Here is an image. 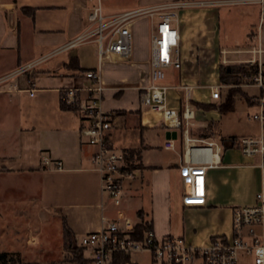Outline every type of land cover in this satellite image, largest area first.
<instances>
[{
  "label": "crops",
  "instance_id": "1",
  "mask_svg": "<svg viewBox=\"0 0 264 264\" xmlns=\"http://www.w3.org/2000/svg\"><path fill=\"white\" fill-rule=\"evenodd\" d=\"M169 1L190 0H134L129 7L124 9L107 8L105 10L102 6L101 8L104 14L111 15ZM93 4L94 0H0V76L36 61L35 65L0 83V98L7 97L10 111L11 109L13 111L11 113L15 115L20 111L21 119L20 124L13 128L17 131L18 137L12 155L0 156V173L38 174L40 180L39 201L44 206L59 211L74 235L81 236L87 231L99 227L101 205L107 202V198L106 193L101 190L99 174L93 169L91 157L96 147L90 145L86 136L81 133V130L88 124V119L79 111L60 106L62 89L71 84L81 87L90 85L91 81L84 76L83 71L97 69L106 84L104 94L107 92L109 96L108 100L104 102L105 108L121 105H128V109L141 108L137 124L142 126V132L128 136L126 129L119 131L116 128L117 125L111 126L107 131V137H111L115 144L125 146L124 144L130 142L134 147L138 145L139 147L135 151L133 150V154L139 159L141 158L143 165L147 167L143 170V179L138 182L137 186L126 188L125 192L136 194L135 201H137L141 196L140 187L144 184L149 185V174H151L155 203L152 200L149 208L144 207L140 202L137 205L143 209L144 217L153 220L158 234L172 233L170 223L161 216L159 204L156 203L163 198L164 189L165 195H169L170 189L165 187L162 189L158 182L159 175L167 165L161 162V153L153 151L154 144L159 142L158 146L163 150L174 154L176 152L163 147L165 131L161 137L160 132L155 131L152 134L149 131L150 127L153 128L156 125H151L142 117V109L145 107L138 102L136 87H125L119 96L114 95L118 85L129 82L134 84L139 82L144 85L148 83L150 62L148 65L147 58L142 56V50L145 41L152 42L154 21L147 15L135 17L131 21L133 40L131 51L138 55L136 60L131 61L134 64L132 68L134 71L131 72L134 73L126 71L121 73L117 70L114 74L108 66H104L103 62L99 60L97 46L90 45L94 41L77 42L72 46L64 47L65 44L85 31L89 24L88 14ZM249 5L260 6L259 22H261V27L257 26L256 30L248 28L244 24L246 21L243 22L239 30L234 27V24L221 26V12L229 16L230 23L237 22L240 19H246L253 13V9H247ZM236 8V12L232 13ZM177 13L176 24L180 33V55L183 52L185 61L189 63H192V58L196 56V70L194 74L188 70L181 71L182 66L180 68L169 67L165 70L162 82L169 87H179L178 100L176 102L167 100L169 106L178 107L181 105L184 96L181 84L192 86L191 95L195 89L207 87L209 84H220L218 68L221 63H239L248 61L252 57L258 59L257 53L252 50L258 47L264 49V4L188 5L177 8ZM143 22L149 25V33L148 29L145 28V32L142 29ZM238 34L242 38H237ZM82 46L93 47L94 65L85 66L83 61L87 58L83 54L80 55ZM149 52L152 53V44L147 53ZM259 56L263 58L264 52ZM109 57L111 60L118 59L115 56ZM211 70L214 72V76H212V72L208 74ZM169 76L171 77L168 80ZM199 85L204 87H198ZM28 88H34L32 95ZM133 92H135V100L130 95ZM208 92L210 95V90ZM80 94L86 96L89 92L83 90ZM104 98L105 96H103V100ZM216 101L211 99V102ZM2 104L6 106L4 103ZM198 109L200 110V108ZM225 113H220L215 108L208 111L210 119L213 121L211 127L214 130L220 129V125L214 124L216 123L214 120ZM7 121L8 119L4 123ZM196 122L199 126L194 127L193 130L206 126L209 120L204 119ZM135 124L131 125L130 130H133ZM154 138L159 139L155 142ZM232 147L234 146L225 147L223 145L220 165L206 170L205 203L197 206H185L182 203L181 195L179 205L182 208H194L210 213L227 212L232 224L234 203L254 201L255 193L260 188L259 176L253 177L248 196L245 197L240 189L244 183L251 180L253 172L257 174V164L255 166L247 162ZM152 152L157 155L156 159L150 158ZM43 155L49 158L47 164L41 158ZM258 159L260 158L258 157ZM57 160L61 161L60 168L55 164ZM174 165H178L177 162ZM179 188L183 190V181H180ZM136 215L139 216L138 214L132 216L136 217ZM231 224L229 232H231ZM218 233L227 234L225 232Z\"/></svg>",
  "mask_w": 264,
  "mask_h": 264
},
{
  "label": "built area",
  "instance_id": "2",
  "mask_svg": "<svg viewBox=\"0 0 264 264\" xmlns=\"http://www.w3.org/2000/svg\"><path fill=\"white\" fill-rule=\"evenodd\" d=\"M237 3L264 4V0L169 1L111 15L103 13L100 0H94L88 14L87 28L64 46L94 40L97 42L100 61L105 54L125 59L132 50L131 21L141 15H147L154 21L149 81L139 86L143 89L140 104L161 113L160 126L164 131H176L175 137H165L163 147L175 151L179 156L177 164L182 170V203L185 206L205 203L206 170L220 165L223 143L217 136H202L192 132L199 125L195 118L197 107L192 100L191 85H180L184 89L180 106L167 105L169 85L162 82L165 70L169 67H181L177 8ZM252 52L257 53L258 59L252 57L248 62L258 65V73L253 79L262 95L259 108L251 117L260 123L261 132L257 136H240L233 146L243 154L259 156L260 188L256 191L253 202L232 207L229 234L211 236L200 245L187 242L183 235L158 234L152 219L137 215L133 217L122 208L121 178L125 174L121 167L127 158V152L107 143L106 135L111 127V120L109 110L103 106L106 84L100 71H83L84 76L91 81L86 87L71 84L62 89L64 103L88 119V124L81 133L86 136L90 145L96 147L91 157L93 169L99 174L101 190L106 193L107 198V202L101 205L99 227L87 231L80 238V245L84 247V251L89 252L86 255L89 264H137L131 260L132 253L143 251L150 253L154 264H245L246 256H250L249 264H264V57L259 56L264 49L258 47ZM35 64L36 61L27 63L16 71L0 76V83ZM220 87V84L208 85L212 100L220 98ZM83 90L89 94L82 96L80 92ZM28 91L32 95L34 88H28ZM41 158L45 164L49 162L47 156L43 155ZM55 164L58 168L61 167L60 160ZM125 256L128 257L126 260L123 259Z\"/></svg>",
  "mask_w": 264,
  "mask_h": 264
},
{
  "label": "rangeland",
  "instance_id": "3",
  "mask_svg": "<svg viewBox=\"0 0 264 264\" xmlns=\"http://www.w3.org/2000/svg\"><path fill=\"white\" fill-rule=\"evenodd\" d=\"M134 0H100V4L103 9L114 8V9H124L129 7ZM248 7V8H247ZM246 8L253 9L246 19H240L239 21L229 22V16H226L225 13L221 12V26H227L234 24L238 30L241 28V25L246 24L248 28L257 29V26L261 27V22L259 18L261 16V10L259 5H249ZM239 8V7H237ZM236 9L232 13L236 12ZM145 28L148 29L149 25L143 22L142 29L145 32ZM146 31V32H147ZM145 35V34H144ZM237 38H242L238 34ZM94 41V40H87ZM143 48L142 56L147 58L146 62L149 65L152 53H147L148 49H151V41H145ZM143 43V44H144ZM90 45H96L97 42H92ZM133 46V40H132ZM85 55L87 58L84 62L85 66L94 65L93 57V47L82 46L80 48V55ZM183 52H181V71H189L191 74L195 73L196 70V56L192 58V63L186 62L185 57H183ZM94 58V59H93ZM138 58L136 53H132L128 58L125 59H116L111 60L108 55L102 57L103 65L108 66L112 72H129L133 74L134 67L133 62ZM145 60V59H143ZM249 63L248 61L239 62V63ZM145 68V67H144ZM213 70V69H212ZM212 76H214V72ZM171 76L168 77V80ZM219 81V78H218ZM237 83L234 84H221V96L216 101L217 103L222 101L226 95L230 92L236 94L234 101V107L232 110L227 111L225 114H222L221 117L214 120V124H219L220 129H210L208 136H217L221 138L228 136L226 134L235 135L238 139L240 136L245 135H254L257 136L260 134V123L257 120H254L251 115L258 110L262 91L255 84L253 77L246 79L243 76L237 78ZM220 83V81H219ZM7 84V83H6ZM141 83H126L124 85H118L115 88L116 96L124 90L125 87H136L138 91V102L140 103L141 95L143 89L140 88ZM198 84V83H196ZM198 87H204L199 85ZM208 87V86H207ZM195 89L192 93V100L200 103H209L211 102L208 88ZM179 87H168L166 93V99L168 101L176 102L178 100ZM131 97L135 100V92L131 93ZM105 98L103 100V106L105 100H108V93L104 94ZM7 97L0 98V156L12 155L14 150V145L18 137L17 131L13 128L18 126L21 122L20 111L17 114H13L10 111L9 102L6 99ZM12 100V99H11ZM13 101V100H12ZM4 103L6 106H4ZM141 105V104H140ZM128 105H121L118 107L109 108L111 126L118 128L119 131L126 129V132L131 135H137L139 132H142V126L137 124L139 115L141 113V108H127ZM264 106V105H263ZM5 109V111H3ZM210 109L200 110L197 108L195 112V118L197 121L208 119L210 116L208 111ZM79 115V113H77ZM142 117L146 119L151 125H156V127L149 128V131L152 134L155 131L160 132V137L164 134V128L160 126L161 113L156 111H151L147 107L142 109ZM7 122L4 123V121ZM133 123H136L133 126V130H130V127ZM129 129V130H128ZM194 132V131H193ZM223 134H222V133ZM225 134V135H224ZM159 138H154L155 142ZM236 139V140H237ZM130 141V140H129ZM107 143L111 147H116V149H122L127 152V158L124 161V164L121 167V170L124 171V176L121 178L122 188H123V197H122V208L133 215L140 212L143 213V209L139 208L137 203L140 202L144 207L149 208L151 206L152 200L155 203L154 198V187L151 186L153 182L151 174H149V185L144 184L141 189L140 198L135 201L136 194H127L125 192L126 188L136 187L138 182L143 179V170L147 168L143 165L142 159L138 158L133 154V150L137 149L139 146L135 147L129 142L128 144L118 145L115 144L111 137H108ZM153 151H159L161 153V162L167 166L164 168L162 173L159 175V184L162 186V189L169 188V195H165V189L163 191V198L159 199L158 208L159 212L162 213L161 216L170 223L172 229L171 232L175 235H183L187 242L197 245L205 243L211 236L218 235V232H225L229 234L231 219L230 215L227 212H204L196 209H187L182 208L179 205V199L183 190L179 188L180 181H183L181 168L179 165H174L178 162L179 156L177 153H171L160 148L158 144H154ZM239 155L245 158L249 163H252L256 166L257 164V174L253 172L251 174V180L242 185L240 191L244 196L249 195V186L253 177H260L261 180V168L258 163L257 155H246L243 154L239 148L236 146L232 147ZM132 152V154H131ZM156 152V153H157ZM150 155L151 159H156L157 155L154 152ZM159 154V153H158ZM259 174V175H258ZM131 188V189H132ZM39 190H40V180L39 176L36 173H0V252L5 251L8 253V259L2 264H78L73 260L75 253L81 252L85 258V253L89 255L88 251H84L80 248V238L81 236H76V241H73L71 245H68L64 242V233H63V219L62 214L44 206L39 201ZM135 201V203H134ZM247 204L242 202H235L234 205ZM221 230V231H220ZM223 230V231H222ZM79 244V245H78ZM131 260L137 264H154L151 260V255L147 251L143 252H134L132 253ZM243 260V257H242ZM250 256L244 257V263L249 264ZM1 264V261H0Z\"/></svg>",
  "mask_w": 264,
  "mask_h": 264
},
{
  "label": "trees",
  "instance_id": "4",
  "mask_svg": "<svg viewBox=\"0 0 264 264\" xmlns=\"http://www.w3.org/2000/svg\"><path fill=\"white\" fill-rule=\"evenodd\" d=\"M74 59V57H72ZM72 64V63H71ZM78 67V65H75ZM258 73V65L256 63H221L218 68V78L220 81V84H234L237 83V78L239 76H243L246 79H249L251 77H254ZM220 96H221V90H220ZM236 98V94L233 92H230L226 95V97L220 101V102H209V103H200L197 101H193L195 106L197 108H203L205 110L215 108L217 109L220 113H224L227 111H230L234 107V101ZM182 104V102H181ZM60 106L62 108H67V109H73L69 106H67L63 99L60 101ZM77 111V110H76ZM213 124V121L210 120L209 123L204 126V127H199L196 128L195 130H192L194 134H199L202 136H208V133L210 129H213L211 126ZM214 130V129H213ZM108 139L106 135V140ZM222 139L223 145L226 147L228 146H233L237 137L235 135H228L225 136ZM132 154V152H131ZM139 216L141 218L144 217L143 213L140 212ZM139 228V225L137 226ZM63 233H64V242L67 243L68 245H71L73 241H76V236L68 226L65 218L63 219ZM79 245V244H78ZM80 248L84 251V247L79 245ZM8 253L5 251L0 252V261L1 264L4 263L8 258ZM128 257H123L124 260H126ZM73 260L77 262L78 264H89V259L87 257H83V254L81 252L75 253L73 256Z\"/></svg>",
  "mask_w": 264,
  "mask_h": 264
},
{
  "label": "water",
  "instance_id": "5",
  "mask_svg": "<svg viewBox=\"0 0 264 264\" xmlns=\"http://www.w3.org/2000/svg\"><path fill=\"white\" fill-rule=\"evenodd\" d=\"M74 54H75V50H74ZM175 137L176 136V131L175 130H172V131H170V130H166L165 131V137L166 138H169V137Z\"/></svg>",
  "mask_w": 264,
  "mask_h": 264
}]
</instances>
